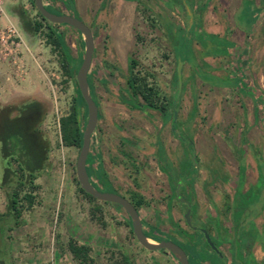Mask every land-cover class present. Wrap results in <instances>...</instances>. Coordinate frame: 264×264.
<instances>
[{"label": "rangeland", "instance_id": "374dc122", "mask_svg": "<svg viewBox=\"0 0 264 264\" xmlns=\"http://www.w3.org/2000/svg\"><path fill=\"white\" fill-rule=\"evenodd\" d=\"M64 1L71 11L75 5L76 15L95 36L89 76L99 103V120L89 152L101 155L107 179L118 193L127 198L132 192L144 196L148 207L139 210L143 229L154 226L176 234L169 217L186 229L181 199L191 201L186 192L196 175L192 169H184L186 157L195 159L193 168L198 169L194 201L201 217L214 212L215 203L208 202L213 197L217 202L221 197L225 201L233 198L241 166L246 170L245 188L255 179L259 157V186L231 211L235 233L242 234L241 244H246L249 234L239 227L238 219H252L264 208L263 0H244L243 4L241 0H193L196 26L192 28L185 4L174 5V0H141L136 10L113 0ZM65 5L57 0L55 7L69 14ZM0 7L1 25H16L24 43L16 64L0 59V104H43L46 113L40 128L49 144L48 159L35 179L40 187L36 204L22 212L18 225L0 185V264H79L68 249L70 240L90 247L91 264H174L169 254L148 251L138 243L122 209L90 201L80 193L75 180L79 148L62 145L59 130V119L68 113L76 96L74 81L65 77L58 54L47 42V28L23 27L19 15L24 14L31 23L39 20L31 0H0ZM239 26L253 28L244 45L238 38ZM57 28L73 55L83 54L79 32L70 26ZM203 31L219 38H209ZM232 40L240 45L233 48ZM129 57L138 59L133 72L141 70L148 87L154 88L158 104L174 99L177 61L183 62L182 91L177 106L168 107L177 112V129L172 118L145 105L143 97H137L141 109L122 101L128 87ZM178 134L192 141L193 152L187 141L180 142ZM159 148L165 163L180 166L172 175L178 200L171 197L160 170ZM2 167L0 159V184ZM176 189L172 186L177 196ZM195 236L205 242L202 234ZM181 246L190 256L198 252L196 243ZM212 259L221 263L216 256Z\"/></svg>", "mask_w": 264, "mask_h": 264}, {"label": "trees", "instance_id": "16d2710c", "mask_svg": "<svg viewBox=\"0 0 264 264\" xmlns=\"http://www.w3.org/2000/svg\"><path fill=\"white\" fill-rule=\"evenodd\" d=\"M130 1H136L138 4L141 2V0ZM174 2L176 5H179L180 3L187 4L189 5L191 11L194 10L193 0H175ZM31 3L36 10L33 0H31ZM47 9L50 10L48 7ZM36 14L39 20H32V23L29 21V19H25L24 14L19 15V17L22 21L23 27H28L27 30H31L32 28L36 31L42 27V25L47 28V42L51 45V49L55 50L58 54L60 58V66L63 68L65 77L68 80L73 79L74 81L76 96L73 98L72 105L68 113L64 116H61L59 119V130L62 145L67 147H77L80 149L86 122L87 107L77 87L76 73L82 63L83 54L78 53L77 56H74L71 47L65 40L64 34L58 30V25L49 23L37 10ZM192 27H194V25ZM137 66V60L130 57L128 64L129 77L127 78L128 87L125 90L126 95H123L124 97L121 96L122 101L127 103V105L130 107L139 108L137 97L141 96L146 102L145 105L159 110L161 114L166 117L168 116L173 118V111H169L168 113V107H176L177 104L173 106L172 99H170L167 104H158L156 101H154L156 96L154 88L148 87L145 76H141L139 73L133 72L134 68ZM88 83L90 85L92 97L97 106H99V103L93 94L94 87L90 76H88ZM174 84L177 87L176 71L174 74ZM45 113L46 112L43 104L38 101H30L23 103L22 105L0 104V159L3 166L2 180L0 185L7 195L8 208L10 214H12V216L16 219V225L19 224V218L21 217L22 212L24 210H31L36 204V192L40 187L35 183V179L39 172L44 168L46 160L48 159L49 144L40 128V124L45 117ZM178 127L179 122L176 121L174 123V128L177 129ZM177 137L180 139L181 143L185 141V137L182 134H178ZM188 148L190 152H192V148ZM159 150L161 157L160 170L166 174L171 188L173 186L175 190L176 187L175 183L173 182L174 178H172V175L175 173L173 170L177 171L180 166L177 168L165 163L163 161L164 151L162 148H159ZM185 160H188V162L185 164L184 169L186 168L188 171L192 169L193 172L198 170L197 168L196 170L193 168V162H195V159L185 158ZM165 164L170 168L167 169L164 167ZM86 169L90 177V181L98 190L117 193V191L112 187L111 183L107 179V174L102 166L101 155L99 153L89 152L86 161ZM75 180L80 193L88 200L95 201L96 199L93 196L87 194L81 189L78 180ZM195 180L196 176L190 182L191 186L194 184ZM173 194L176 196L175 191ZM129 200L133 203L138 211L141 206L147 204L146 199L138 192H132ZM113 205L118 209H121L119 205ZM126 218V221L130 227V231L133 233L131 221L127 215ZM169 220L171 225L174 227L175 233L183 237L182 242L175 238H171L174 242L178 243L180 246L181 243L190 242L192 244L196 243L198 245L197 253L191 252V256L187 253L189 255V259H194L195 264H204L201 261L211 258L210 255H208L211 248L206 243L205 239V242L203 243L195 236L196 233H202L196 231L193 234H189L179 224L173 222L171 218H169ZM144 233L154 240H163V238L159 235H153L146 231H144ZM67 246L79 264H91L92 259L89 255V246L78 244L76 241L72 240L68 242ZM185 251L188 252L186 249ZM205 252L207 256H205ZM199 258L201 259L198 261Z\"/></svg>", "mask_w": 264, "mask_h": 264}, {"label": "water", "instance_id": "95a60500", "mask_svg": "<svg viewBox=\"0 0 264 264\" xmlns=\"http://www.w3.org/2000/svg\"><path fill=\"white\" fill-rule=\"evenodd\" d=\"M33 2H34V6L36 10L49 23L53 25L66 24L74 28L76 31H78L82 37L83 60L76 73V82H77L78 90L86 104L87 115H86L84 131H83L82 144L79 149V153H78L76 165H75L76 178L78 180V183L81 189L87 194L93 196L98 201L119 205L121 209L124 211V213L130 219L133 234L136 240L138 241V243L144 249L148 251L166 250L170 256H173L177 260L178 264H190L188 261V256L186 252L178 244L170 240H161V241L154 240L148 237L144 233L143 223H142L139 211L136 209V207L133 205V203L129 199H127L126 197L118 193L100 191L90 181V177L86 169V161H87V157H88L89 150H90V142L92 139V135L96 129V126L99 120L98 106L92 97L90 85L88 83V76H89V70L91 67L92 54L94 51V37H93L91 29L82 19H79L72 15L56 14V13L50 12L49 10L46 9L43 3V0H33ZM186 11L188 13L190 24H191L193 21V16L188 6H186ZM182 65H183V62L178 60V63L176 66L177 89L174 94L173 106L177 103L179 96L181 94V91H182ZM176 115H177V112L176 110H174L173 125L176 120ZM176 192H177V197L179 198V190L176 189ZM181 202L187 205V210L184 214L186 224L192 227L193 230L200 231L204 235V238L206 242L208 243V245L211 247V249L221 255L218 247L212 241L211 236L207 232V230L202 227L193 226L192 221H191V214L193 212L192 204L185 199H181Z\"/></svg>", "mask_w": 264, "mask_h": 264}, {"label": "flooded vegetation", "instance_id": "af4514ba", "mask_svg": "<svg viewBox=\"0 0 264 264\" xmlns=\"http://www.w3.org/2000/svg\"><path fill=\"white\" fill-rule=\"evenodd\" d=\"M62 1V3L65 5V1L64 0H61ZM175 1V0H174ZM46 3V0H43V3ZM263 2H264V0H263ZM45 5V4H44ZM174 5H176L175 4V2H174ZM186 6H188L189 7V5H187V4H185V10H186ZM45 7H46V9H47V7L48 8H52V9H54V7L52 6H49V5H45ZM65 7L67 8V10L69 11L68 13L69 14H67V15H72V16H74V17H77V18H79L77 15V12L75 11V5H74V8H73V11H71V9H69L66 5H65ZM190 8V7H189ZM48 10V9H47ZM55 11H56V14H66L65 12H63V11H61V10H59V9H54ZM50 12H52L51 10H49ZM192 12H194V10H192L191 11V13ZM53 13H55V12H53ZM77 14V15H76ZM186 15H187V11H186ZM193 16V15H192ZM195 16V17H194ZM193 16V21H192V23H191V25L193 26H196V15H194ZM79 19H81V18H79ZM188 19H189V16H188ZM83 20V19H82ZM84 21V20H83ZM189 21V20H188ZM58 25V24H57ZM59 25H62V24H59ZM65 25V24H64ZM68 26V25H67ZM188 26H189V24H188ZM192 26H191V28H192ZM90 28V27H89ZM91 29V28H90ZM91 31H92V29H91ZM201 31V30H200ZM203 33H205L204 31H203ZM92 34H93V31H92ZM201 34H202V31H201ZM206 35H209V38L211 37V38H213L214 36H217V35H212V34H207V33H205ZM93 37H94V35H93ZM202 37H203V35H202ZM218 38H219V36H217ZM202 39H204V38H202ZM220 39H225V38H223V37H220ZM206 40V39H205ZM227 40V39H226ZM206 41H208V40H206ZM228 41H230V40H228ZM201 42V41H200ZM199 42V43H200ZM231 43H233V48H235V43L234 42H232L231 41ZM201 44V43H200ZM202 45V44H201ZM203 45L205 46V48H206V43L204 44V42H203ZM232 48V49H233ZM234 50V49H233ZM94 52H95V43H94V51H93V54H94ZM93 54H92V59H93ZM224 55V54H223ZM219 56V55H218ZM178 62V61H177ZM91 63H92V61H91ZM139 74L141 75L142 73H141V70L139 69ZM142 76V75H141ZM235 79L236 78H240V77H234ZM242 81L244 80V79H242V77L240 78ZM236 86V85H235ZM236 89H237V91H239V90H242V87L241 88H239V87H236ZM243 92L244 93H247L245 90H243ZM248 93H250V91H248ZM245 96V95H244ZM247 97V96H246ZM249 98V97H248ZM252 99H253V97H252ZM254 100V99H253ZM254 103H255V100H254V102L253 101H251V104H253L254 105ZM141 107H142V105L139 103V109H141ZM174 110L175 109H173V113H174ZM168 113H169V111H168ZM173 119V118H172ZM175 123V122H174ZM175 129V128H174ZM180 140V139H179ZM184 140L185 141H187V145H188V147H191L192 149H193V144H192V141L190 140V139H187V138H184ZM184 141V142H185ZM181 142V141H180ZM192 152H193V150H192ZM186 158H188V157H186ZM193 159V158H192ZM185 160V159H184ZM259 161H260V159H259V157L258 158H256V162H257V165H259ZM242 172V171H241ZM163 173V172H162ZM165 176H166V174L165 173H163ZM196 175V177H198L197 175H198V170L196 171V173H195ZM166 178H167V181H168V184H169V187H170V189H171V197L172 198H175L176 200H178L177 199V196H174V191L172 190V188H171V186H170V182H169V180H168V177L166 176ZM257 180H259L258 181V184H259V182H260V179H258L257 178ZM195 182V181H194ZM239 183H240V186H239ZM239 183H238V188H235V191H234V195H233V200H229L230 198H228V199H226V201H225V212H223V211H221L222 209L220 208V207H217V206H215L214 205V207H213V210H214V212H212V211H210L209 213H208V211H207V213H206V216L205 217H201V216H203V214L200 216V214L197 212V202L196 201H194V197H195V188H194V184L192 185V186H190L189 188H187V192H186V194L188 195H190L191 197H192V199H191V201H190V203L192 204V206H193V212H192V214H191V221H192V224H193V226H196V227H202V228H205L206 230H207V232L210 234V236H211V239H212V241L215 243V245L216 246H218V249H219V252L221 253V255L220 254H218V253H216L215 251H213L212 249L211 250H209V255H210V259H205L204 261H202L204 264H233V261L234 260H236L237 262H236V264H264V258L263 259H261V260H258V259H256L255 258V256H254V254H253V251H252V246L254 245V242L255 241H257L258 242V244H260L261 246H263V248H264V208L263 207H261V208H259V210L258 211H256L255 212V215L252 217V219H248V217L246 218H243V217H241V218H239L238 220H239V222H238V224H243V231H244V233H246V234H249V239H248V241H247V243L245 244H241V237H239V236H241L242 234H240V233H235V230H234V228H235V226H236V222H234L233 221V215H232V212L231 211H233V209L235 208V207H237V205L238 204H240V200L242 199V198H245L246 196H247V194L249 193V191L250 190H252V188H255L256 186H259L258 184H256L255 186L253 185V187L249 190V191H247V189L246 188H244V185H243V177H239ZM114 193H116V192H114ZM118 193V192H117ZM118 194H120V193H118ZM121 195V194H120ZM123 196V195H122ZM143 196V195H142ZM227 196H229V195H227ZM125 197V196H124ZM144 197V196H143ZM127 198V197H126ZM127 199H129V198H127ZM179 203V202H178ZM232 203V204H231ZM231 204V205H230ZM183 205L185 206V208H186V210H187V205L185 204V203H183ZM142 207H148V204H146V205H143V206H141L140 208H142ZM246 207V206H245ZM245 207H242L243 208V210L244 211H246L247 209L245 208ZM140 208H139V210H140ZM220 208V209H219ZM207 209V208H206ZM210 210V209H209ZM186 212V211H185ZM184 212V213H185ZM184 217V216H183ZM169 218H171V217H169ZM185 219V218H184ZM195 220V222H194V220ZM256 220H260V224H259V227H260V229L258 230H254V229H256L255 227H254V223L256 222ZM168 221H169V224L171 225V223H170V220L168 219ZM234 222V223H233ZM195 224V225H194ZM240 224V225H241ZM185 225H186V229L183 227V226H181L183 229H185L186 231H187V233H189V234H193L194 232H196V231H198V230H193L192 229V227H190V226H188L187 224H186V221H185ZM172 226V225H171ZM151 227V226H150ZM149 227V229H148V231H146V230H144V231H146V232H150L151 234H153V235H159L160 237H162L163 238V240H170V241H173L171 238H175V239H177V240H179V241H183V237L182 236H180L179 234H171V233H169V232H163V231H160L158 228H156V227H154V226H152V228H150ZM240 227V226H239ZM213 228L215 229V232L213 231ZM251 230H253V233L254 234H252V235H250L251 233H250V231ZM161 234H160V233ZM200 232V231H199ZM201 233V232H200ZM203 235V234H202ZM203 237H204V235H203ZM205 239V238H204ZM225 239H227L228 240V242H223ZM215 240V241H214ZM159 241H161V240H159ZM206 241V240H205ZM174 242V241H173ZM235 242H237V246L235 247ZM176 243V242H175ZM207 243V242H206ZM225 243H227V244H225ZM176 244H178V243H176ZM208 244V243H207ZM179 245V244H178ZM180 246V245H179ZM181 247V246H180ZM210 247V246H209ZM183 248V247H182ZM211 248V247H210ZM231 248L233 249V250H231ZM184 249V248H183ZM163 251V252H162ZM162 251H158L159 253H161V254H163V255H166V254H168V252L166 251V250H162ZM184 251H185V249H184ZM186 252V251H185ZM186 254H187V252H186ZM212 255L213 256H216L217 258H219L220 259V262L221 263H218L216 260H213L212 259ZM187 256H188V261H189V263L191 264V262H190V259H189V255L187 254ZM171 258H172V260H173V262H174V264H178L177 263V260L173 257V256H170Z\"/></svg>", "mask_w": 264, "mask_h": 264}, {"label": "crops", "instance_id": "0c3cea01", "mask_svg": "<svg viewBox=\"0 0 264 264\" xmlns=\"http://www.w3.org/2000/svg\"><path fill=\"white\" fill-rule=\"evenodd\" d=\"M70 1L71 2L73 1L75 3L74 0H70ZM113 1L114 2H118V1L119 2H123L125 4L124 7L130 8L132 6L134 8V10H136L138 8V6H139V4L136 1H130V0H126V1H124V0H113ZM73 2H72V4H73ZM241 2H242V4L245 3L244 0H241ZM56 3H57V0H46V3L44 2L45 5H49L51 7L53 6L54 9L57 10L58 8L55 7ZM247 18H248V15H247ZM248 22H249V20H248ZM245 25H246V23H245ZM59 26L66 27L67 25H59ZM253 26H254V24H253ZM237 29L239 30V32H238L239 33L238 38H240V43H241V45H244L249 40L248 38H250L251 33H252L251 31H252L253 28H248V27L243 28V27L239 26V28H237ZM93 35H94V32H93ZM94 39H95V36H94ZM232 42L235 43L236 41L235 40H232ZM94 43H95V41H94ZM240 43L237 42V44H239V45H240ZM136 60H137L138 65H139L138 59H136ZM128 64H129V59H128L127 65ZM245 172H246L245 168L243 166H241L240 167V173L238 172L239 173V177H243L244 178L246 176V173ZM251 178H252V176H251ZM254 178H255L254 180L248 181V183H247L248 185L246 187L247 191H249L253 187V185L255 186L256 184H258V181L259 180H257V178L258 179L261 178V173H260L259 165L256 166V171H255ZM239 186H240V183H239ZM239 186L236 185V188H238ZM213 199L212 200L210 199L208 202L209 203L210 202H214L215 203V206L220 207L222 209L221 211L225 212V205H226L225 204V200H223L222 197L218 200V202H217V198H214L213 197ZM231 200H233V198ZM219 201H221V202H219ZM259 222H260V220H256V222L254 223V227L256 228L254 230H257V229L259 230L260 229V227H259V224L260 223ZM240 227H243V224H241ZM213 231L215 232V229L214 228H213ZM252 247H253L252 248V251H253V254H254L255 258L258 259V260L263 259L264 258V248H263V246H261L260 244H258L257 241H255L254 242V245ZM231 250H233V249L231 248Z\"/></svg>", "mask_w": 264, "mask_h": 264}, {"label": "built area", "instance_id": "2783aa9c", "mask_svg": "<svg viewBox=\"0 0 264 264\" xmlns=\"http://www.w3.org/2000/svg\"><path fill=\"white\" fill-rule=\"evenodd\" d=\"M21 45L24 43L18 27L13 23L6 26H2L0 23V59L16 64L18 62V49Z\"/></svg>", "mask_w": 264, "mask_h": 264}]
</instances>
